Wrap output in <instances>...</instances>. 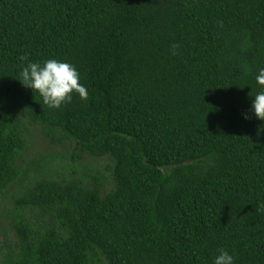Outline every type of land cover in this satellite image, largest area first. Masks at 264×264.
<instances>
[{"label": "trees", "instance_id": "1", "mask_svg": "<svg viewBox=\"0 0 264 264\" xmlns=\"http://www.w3.org/2000/svg\"><path fill=\"white\" fill-rule=\"evenodd\" d=\"M48 59L87 100L22 85ZM261 68L264 0H0V264H264ZM27 122L77 161L28 162Z\"/></svg>", "mask_w": 264, "mask_h": 264}, {"label": "clouds", "instance_id": "2", "mask_svg": "<svg viewBox=\"0 0 264 264\" xmlns=\"http://www.w3.org/2000/svg\"><path fill=\"white\" fill-rule=\"evenodd\" d=\"M178 47L173 45V53ZM24 59L21 57V60ZM20 76L22 85L34 94L38 93L43 103L52 109L58 110L65 103H70L74 93L82 100L88 98L87 88L80 83V73L66 61L48 59L44 62H29L22 68ZM255 80L260 91L252 97L251 110L257 120L264 122V68L258 70ZM212 264H236V258L226 249H218Z\"/></svg>", "mask_w": 264, "mask_h": 264}, {"label": "rangeland", "instance_id": "3", "mask_svg": "<svg viewBox=\"0 0 264 264\" xmlns=\"http://www.w3.org/2000/svg\"><path fill=\"white\" fill-rule=\"evenodd\" d=\"M25 127L27 129L26 135L28 136V149L25 155L28 162H31L35 159L41 160L50 154L57 156L60 161L56 160V163L61 162L63 163L62 166H64V164H71V162L77 161V159L73 160V156H77V152L72 151L73 144L69 139L61 140L59 138L47 136L41 129L31 125L28 122L26 123ZM80 161L83 166L88 167L89 169L96 168V170H104V177L109 178L110 172L109 163L107 160H99L88 156L86 160L81 159ZM111 185L112 184H110V186ZM2 221H5L4 217H0V240L4 239Z\"/></svg>", "mask_w": 264, "mask_h": 264}]
</instances>
